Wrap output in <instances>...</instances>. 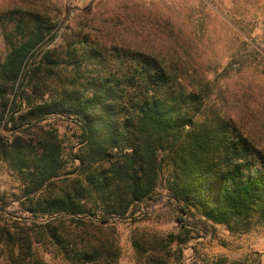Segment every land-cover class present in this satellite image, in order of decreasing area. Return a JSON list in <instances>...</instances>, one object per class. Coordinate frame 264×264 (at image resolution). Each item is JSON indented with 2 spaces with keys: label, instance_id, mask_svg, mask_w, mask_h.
I'll list each match as a JSON object with an SVG mask.
<instances>
[{
  "label": "trees",
  "instance_id": "16d2710c",
  "mask_svg": "<svg viewBox=\"0 0 264 264\" xmlns=\"http://www.w3.org/2000/svg\"><path fill=\"white\" fill-rule=\"evenodd\" d=\"M8 22V53L0 59V157L29 188L25 215L15 222L33 227L35 237L0 221L4 262L119 264L116 224L136 223L158 205L185 234L133 241L137 264H170L190 241L213 236L215 226L232 235L264 228V150L230 120L205 116L202 92L142 53L129 52L127 65L113 69L101 49L81 56L69 47L67 61L57 47L46 49L55 26L38 14L15 12ZM61 66H73L76 75L92 68L83 83L57 85ZM53 117L80 129L82 150L72 172L52 132L29 142L3 135ZM40 247L60 263L40 256Z\"/></svg>",
  "mask_w": 264,
  "mask_h": 264
},
{
  "label": "rangeland",
  "instance_id": "374dc122",
  "mask_svg": "<svg viewBox=\"0 0 264 264\" xmlns=\"http://www.w3.org/2000/svg\"><path fill=\"white\" fill-rule=\"evenodd\" d=\"M15 12L49 20L56 37L46 49L57 47L67 61L69 47L81 56L97 47L113 69L127 65L129 52L158 60L179 75L188 89L202 92L205 116L230 120L256 148L264 150V0H0L1 60L8 53L3 26L10 29L8 18ZM118 55L119 61L115 60ZM122 61L127 63L121 66ZM91 68L84 66L76 75L73 66H61L56 84H67L69 79L83 83ZM44 131L59 138L66 171H74L82 145L80 129L72 120L48 118L32 130L4 131L3 135L29 142ZM28 189L21 175L0 157V221L16 233L29 231L34 239L33 227L22 220L15 222L25 215ZM215 229L213 236L184 245L183 256L177 252L170 264H262L253 253L264 254V228L246 235L229 234L223 226ZM116 231L122 249L119 264H137L135 240L183 233L159 205L136 223L118 222ZM244 240L248 252L241 253ZM171 248L175 250L176 244ZM39 255L60 263L44 247ZM0 264H7L1 252Z\"/></svg>",
  "mask_w": 264,
  "mask_h": 264
},
{
  "label": "crops",
  "instance_id": "0c3cea01",
  "mask_svg": "<svg viewBox=\"0 0 264 264\" xmlns=\"http://www.w3.org/2000/svg\"><path fill=\"white\" fill-rule=\"evenodd\" d=\"M92 1V0H91ZM241 253H246L248 252V243L245 242V240L242 242V247H241V250H240ZM260 254V255H259ZM262 253H257V252H254L253 253V256L254 258H256L257 256H260V261L261 263L263 264V259H262Z\"/></svg>",
  "mask_w": 264,
  "mask_h": 264
},
{
  "label": "water",
  "instance_id": "95a60500",
  "mask_svg": "<svg viewBox=\"0 0 264 264\" xmlns=\"http://www.w3.org/2000/svg\"><path fill=\"white\" fill-rule=\"evenodd\" d=\"M262 259H263V264H264V254L262 255Z\"/></svg>",
  "mask_w": 264,
  "mask_h": 264
}]
</instances>
